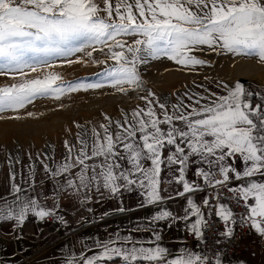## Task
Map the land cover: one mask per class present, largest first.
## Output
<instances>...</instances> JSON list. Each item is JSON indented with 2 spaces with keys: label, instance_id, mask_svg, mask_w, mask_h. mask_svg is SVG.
Masks as SVG:
<instances>
[{
  "label": "snow or ice",
  "instance_id": "obj_1",
  "mask_svg": "<svg viewBox=\"0 0 264 264\" xmlns=\"http://www.w3.org/2000/svg\"><path fill=\"white\" fill-rule=\"evenodd\" d=\"M80 53L103 66L94 82H65L54 71L31 75L85 63ZM213 53L264 64V0H0V76L16 81L0 87V118L38 99L59 100L106 86L128 95L143 87L140 67L153 60L167 59L195 71L211 67L201 54ZM217 88L221 91L185 92L171 105L149 91L141 97L144 106L123 113L122 120L105 114L106 123L78 133V147L65 141L63 162L54 168L44 163L45 172L59 178L57 197L63 193L81 206L102 191L117 198L137 192L138 208L188 197L182 216L160 208L147 224L97 239L87 248L91 255L82 252L65 264H213L206 253L187 246L175 252L162 246L158 226L183 222L199 242L207 218L215 215L225 224L222 235L232 239L237 220L231 207L220 202L224 189L231 193L227 199L244 209L240 223L264 238V91H251L240 81L219 82ZM44 159L51 158L45 154ZM19 162L9 154L10 167ZM190 162L196 178L191 181L186 176ZM173 166L177 175L167 182L181 184L182 191L165 197L161 176ZM10 179V191L0 196V223L20 227L29 215L42 221L57 216L58 204L45 207L14 183L15 173ZM233 181L238 183L230 186ZM205 185L215 192L201 206L188 194ZM118 211L128 210L121 206ZM141 231H150L151 238L132 235ZM213 256L214 264H225L221 250Z\"/></svg>",
  "mask_w": 264,
  "mask_h": 264
},
{
  "label": "crops",
  "instance_id": "obj_2",
  "mask_svg": "<svg viewBox=\"0 0 264 264\" xmlns=\"http://www.w3.org/2000/svg\"><path fill=\"white\" fill-rule=\"evenodd\" d=\"M227 57L228 64L225 66L221 63L225 62L223 58ZM218 61L220 64L212 66L209 72L210 83H205L210 91L220 92L221 89L217 88L219 82L232 85L241 79L254 85L258 91H264V64H260L257 59L219 55ZM181 90L171 91L172 94H166L161 99L168 104L174 103V97L180 95ZM194 167L190 162L186 173L190 181L196 179ZM174 168L175 166L172 172L165 169L161 176V194L165 197L175 196L176 192L182 191L181 184L174 181L167 182L177 175ZM21 169L14 172L0 169V196L7 195L10 191L13 183L10 178L15 173L14 183L22 189H27L31 195L39 197L42 205L56 208L58 204L57 216L63 217V222L57 216L48 217L42 221L29 215L20 227L11 223H0V264H65L66 260L77 257L82 252L91 255L92 252L87 251V248L93 245L95 240L107 239L117 230L122 235L127 234V229L134 227L136 223L147 224L151 216L160 208H167L175 215L182 216L188 198L175 196L174 199H166L158 206L138 208L141 197L137 192H123L118 194V198L108 193L92 194L91 202L81 206L77 200L70 199L63 193L57 197L55 189L58 187L59 178H51L37 172L29 174L27 169L24 172ZM233 183L235 185L238 182L233 181ZM189 196L201 206H203V199L208 197L206 192ZM121 206L128 211L120 216H112L119 212L118 209ZM166 223L162 222L158 226L162 246L173 252L187 246L189 249L205 254L203 248L188 239L190 233L183 222L175 223L171 227H167ZM83 225L86 226L71 233L72 229ZM233 229L236 230L235 227ZM224 231L225 228L222 233ZM132 235L145 240L151 238L150 231L134 232ZM246 240L254 248L255 257H251L247 252L221 251L225 264H264V238L250 228V235ZM113 264H121V262L115 261Z\"/></svg>",
  "mask_w": 264,
  "mask_h": 264
},
{
  "label": "rangeland",
  "instance_id": "obj_3",
  "mask_svg": "<svg viewBox=\"0 0 264 264\" xmlns=\"http://www.w3.org/2000/svg\"><path fill=\"white\" fill-rule=\"evenodd\" d=\"M95 55L99 56V53ZM77 56L83 57L85 63L43 69L31 75L43 76L48 71H54L61 75L65 82H94L97 79L96 74L103 70V66L97 67L88 62L83 53ZM201 58L209 60L212 66L220 64L218 55L214 53L201 54ZM223 59L225 62L221 64L227 66L228 57ZM212 66L189 71L167 59L153 60L140 67L143 87L128 95L106 86L97 90L69 93L59 100L38 99L18 112H5L2 114L3 118H0V169L14 172L22 167L23 172L27 169L29 174L37 172L49 176L44 170V163L54 168L63 162L67 156L65 141L69 145H77V134L106 123L105 114L113 121L122 120L123 113L130 112L137 106H144L145 102L141 97L147 96L149 91L155 93L161 102H165L161 99L162 96L182 89V93L174 97V103H177V97L183 96L185 92H203V89L207 88L205 83H210L208 79ZM15 82L9 77L0 76V87ZM197 85H202L203 88H198ZM171 104L173 103H169ZM15 116L20 118L9 119ZM77 125L81 127L78 128ZM73 151H76V148ZM9 154L20 162L10 167ZM45 154L51 159L45 160ZM75 171L74 169L73 172ZM106 193L102 191L101 194ZM92 194L98 195L95 192Z\"/></svg>",
  "mask_w": 264,
  "mask_h": 264
},
{
  "label": "built area",
  "instance_id": "obj_4",
  "mask_svg": "<svg viewBox=\"0 0 264 264\" xmlns=\"http://www.w3.org/2000/svg\"><path fill=\"white\" fill-rule=\"evenodd\" d=\"M234 186V183L232 185ZM206 192L207 196H211L214 194L215 190L208 188L206 185L203 186V191H196L194 193H190L188 195H194L197 193ZM222 199L220 202L227 204L233 212L235 213L236 217V224L233 227L236 228L234 231V237L232 239H228L222 235V231L225 228V224L220 221L215 215L209 216L207 218V228L204 233V237L201 241H197V239L188 234V239L194 241L198 247L203 248L205 253L212 258L213 264L215 257L213 254L219 249L221 251H225L227 253H235V252H247L251 255V257H255L256 253L254 248L247 242V237L250 235V227L246 224H241L239 217L244 212L242 206H237L235 201H230L227 197L231 196V193H228L226 189L221 191ZM208 212V209H204ZM124 214L121 212L115 213L112 216H120ZM46 220V219H45ZM86 225L79 226L75 228L72 232L79 231Z\"/></svg>",
  "mask_w": 264,
  "mask_h": 264
},
{
  "label": "trees",
  "instance_id": "obj_5",
  "mask_svg": "<svg viewBox=\"0 0 264 264\" xmlns=\"http://www.w3.org/2000/svg\"><path fill=\"white\" fill-rule=\"evenodd\" d=\"M243 84H245L248 87V89L251 91H258V89L254 85H252L251 83L247 81H245Z\"/></svg>",
  "mask_w": 264,
  "mask_h": 264
},
{
  "label": "water",
  "instance_id": "obj_6",
  "mask_svg": "<svg viewBox=\"0 0 264 264\" xmlns=\"http://www.w3.org/2000/svg\"><path fill=\"white\" fill-rule=\"evenodd\" d=\"M245 81H246V80H243V79L240 80L241 83H244Z\"/></svg>",
  "mask_w": 264,
  "mask_h": 264
}]
</instances>
